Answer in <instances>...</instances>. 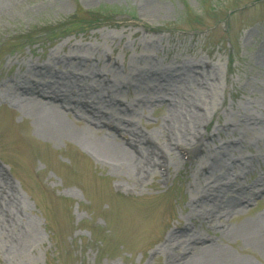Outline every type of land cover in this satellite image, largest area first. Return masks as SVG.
Segmentation results:
<instances>
[{
	"label": "rangeland",
	"instance_id": "obj_1",
	"mask_svg": "<svg viewBox=\"0 0 264 264\" xmlns=\"http://www.w3.org/2000/svg\"><path fill=\"white\" fill-rule=\"evenodd\" d=\"M187 2L0 0V264H264V0Z\"/></svg>",
	"mask_w": 264,
	"mask_h": 264
},
{
	"label": "bare ground",
	"instance_id": "obj_2",
	"mask_svg": "<svg viewBox=\"0 0 264 264\" xmlns=\"http://www.w3.org/2000/svg\"><path fill=\"white\" fill-rule=\"evenodd\" d=\"M39 72H41V71L39 70ZM34 84H36V83H34ZM41 85L44 86L45 89H50L51 92H54V93L56 92V90H54V87H53L54 84L45 83V85L44 84H41ZM77 103H79V102H77ZM79 118H81V117H79ZM82 120H85V119L82 118L79 121V123L82 122ZM101 126L104 127L105 125L103 124ZM108 128H109V126H108ZM161 129L164 132V135L167 136V138H166L167 141L173 142L174 140H176L177 136L175 134V129L172 128L170 126V124L165 123L164 126H161ZM130 132H132V131H130ZM113 133L115 135V132H113ZM132 134H133V141H134V143H137L140 146V150L138 151L137 145L129 143L128 140L124 142L126 147H128V150L126 148L125 149L122 148V150L128 156V158L130 156L129 159H130L132 165L134 167L138 168L139 174H144L145 176H148L152 172V170H151V168H149V166H153V165L156 166L157 165L156 167H158L161 165V156L163 154L162 153L163 147L160 145L159 146L155 145L152 141H150L149 137H147L146 135L139 134L137 132L136 133L132 132ZM175 148H178V146ZM181 151H187V150H185L182 147H179L178 152H181ZM187 153L191 154V152H187ZM0 186H3L4 188H7L8 190L11 191V184L2 176V170L1 169H0ZM236 200H237L236 202L238 205L242 204V203H248V199H246V198L243 200L242 199L240 200V198H236ZM260 216L262 218L257 217L255 219H253V221L249 224L243 223L241 225V227H243V229L249 228V230L252 232V236L254 237V239L257 242H260V244H262L264 246V213L261 214ZM196 245H198V246H196ZM211 248H212V246H211L210 242L202 241L200 244H198L197 242H194L192 244L191 251L198 250L203 255L207 254L200 264H239L237 262H230L226 259L225 260H222V259L217 260V258H215V257H214V259H216V260H213L212 255L208 254L211 251ZM177 258L179 260H187V256L184 255V253H178Z\"/></svg>",
	"mask_w": 264,
	"mask_h": 264
},
{
	"label": "trees",
	"instance_id": "obj_3",
	"mask_svg": "<svg viewBox=\"0 0 264 264\" xmlns=\"http://www.w3.org/2000/svg\"><path fill=\"white\" fill-rule=\"evenodd\" d=\"M179 1L183 9L182 13L184 14L186 12L187 14V10L188 11L191 10L187 0H179ZM258 1H261V0H254V2H258ZM234 4H235V0H232L231 3H228L227 1H223L222 3L219 0H198L197 10H200V12H203L205 11L204 9L206 8V6H209L210 11L222 13L223 15L222 21H227L228 17L238 8V7H235ZM86 13L88 16H97V18H95V20H92V21H88L86 19H78L77 21L69 20L68 22L61 23L55 26L54 28L49 29L50 31H48L47 33L57 34L60 29H63L67 25L71 26V28L75 27V28H79L80 30H82L84 29V25L86 24L90 25L92 23H97L98 21L100 22L102 20H105L100 10H90V11H87ZM195 14L198 15V13H195ZM76 17H77V14L74 16V18ZM107 19H109L108 16H107Z\"/></svg>",
	"mask_w": 264,
	"mask_h": 264
}]
</instances>
